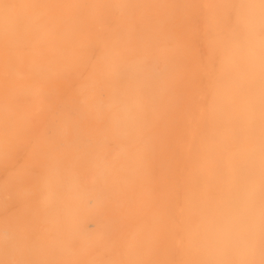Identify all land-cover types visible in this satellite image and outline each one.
Returning a JSON list of instances; mask_svg holds the SVG:
<instances>
[{"label":"bare ground","instance_id":"6f19581e","mask_svg":"<svg viewBox=\"0 0 264 264\" xmlns=\"http://www.w3.org/2000/svg\"><path fill=\"white\" fill-rule=\"evenodd\" d=\"M0 264H264V0H0Z\"/></svg>","mask_w":264,"mask_h":264}]
</instances>
